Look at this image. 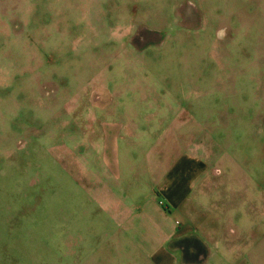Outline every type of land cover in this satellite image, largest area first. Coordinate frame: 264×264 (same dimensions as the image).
<instances>
[{
	"label": "rangeland",
	"instance_id": "obj_1",
	"mask_svg": "<svg viewBox=\"0 0 264 264\" xmlns=\"http://www.w3.org/2000/svg\"><path fill=\"white\" fill-rule=\"evenodd\" d=\"M111 120L120 171L198 158L189 198L151 185L163 262L264 264V0H0V264H159L85 184Z\"/></svg>",
	"mask_w": 264,
	"mask_h": 264
},
{
	"label": "crops",
	"instance_id": "obj_2",
	"mask_svg": "<svg viewBox=\"0 0 264 264\" xmlns=\"http://www.w3.org/2000/svg\"><path fill=\"white\" fill-rule=\"evenodd\" d=\"M83 127L89 131L94 145L100 146V152L95 156V160L100 162L99 172H84L85 184L91 185L89 190L95 195L98 206L100 205L103 212L112 220H121L119 223L127 229V236L138 238L140 243H144L139 244V248L146 249L150 256L159 259V264L169 263L170 261L163 262V257L170 256L164 245L168 242L176 244L182 234L171 223L164 209H161L160 200L156 201L157 191L151 189V185H160L159 190L164 197L172 203L176 199L173 204L182 202L184 197L189 198L193 192L194 181L198 177V158L192 154L178 153L166 171H150V173L148 170L120 171L118 150L120 140L124 137L122 133L124 125L111 120L97 125L85 124ZM123 161L130 162L126 156L123 157ZM112 183H116L121 188L114 189ZM96 225L103 226L100 220L97 224H93L90 229L93 235L85 236L87 240L102 241L104 236L96 232L94 228ZM105 237L108 242L110 237ZM79 239L82 240V236ZM97 251L96 247V250L84 251L88 252L84 256L80 253L79 256L69 253L67 255L69 263L117 264L113 259L116 257H113L111 252L101 250L102 254ZM74 258L78 260H72ZM64 264L67 262L64 261Z\"/></svg>",
	"mask_w": 264,
	"mask_h": 264
}]
</instances>
